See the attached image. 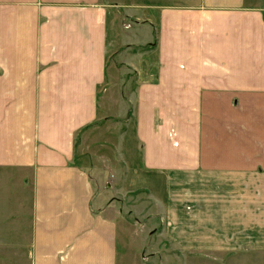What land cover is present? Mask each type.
Segmentation results:
<instances>
[{
  "label": "crops",
  "instance_id": "1",
  "mask_svg": "<svg viewBox=\"0 0 264 264\" xmlns=\"http://www.w3.org/2000/svg\"><path fill=\"white\" fill-rule=\"evenodd\" d=\"M129 1L0 0V225L29 264H119L171 176L185 241L264 264V0Z\"/></svg>",
  "mask_w": 264,
  "mask_h": 264
},
{
  "label": "rangeland",
  "instance_id": "2",
  "mask_svg": "<svg viewBox=\"0 0 264 264\" xmlns=\"http://www.w3.org/2000/svg\"><path fill=\"white\" fill-rule=\"evenodd\" d=\"M107 4L119 7L117 11H119L122 17L125 16L124 13H131L130 9L126 8L127 5H129V8L137 10L141 7V3H137V7L135 2H130L129 0H121L119 2L118 0H107ZM126 18L123 17L124 21L127 23L132 22L129 17ZM121 77L122 81L128 78V73L124 68H122ZM126 84L129 85V82L126 81L125 85ZM125 85L122 84V94L126 92ZM110 99V106L113 108L115 99L112 98V94ZM127 102L128 101H125V99H122V103L119 105H121L124 110H128ZM111 111L112 114L107 122L120 121L123 129L131 116L130 110L124 111L121 114L116 112L114 108L111 109ZM93 140L95 141L96 137H94ZM84 152L85 151H83V153L79 152L77 155V162L87 165L86 159L93 156L87 152L84 154ZM96 164L98 167H102L101 163ZM92 165L93 163L91 162V165L89 166L88 164L87 168L90 167L89 172L93 175L92 180L96 190L95 199L105 197L106 207L113 199L114 195L113 193L109 195L106 194V183L112 182V180L108 178V174H104L103 177H98L93 173ZM169 178V188L165 191V221L163 219L162 202L156 199L151 200V198H146L141 203V211L139 210L136 213L133 211L127 212L126 210L124 218L122 219V248L119 264H262L261 258L258 259L257 256L246 258L244 255L239 254V252L221 255V253L216 251L210 252L208 250L202 252L200 249L196 251L192 246L193 241H189L190 236L188 233H186L185 241L183 237L184 231L183 228H179L177 217L179 202L181 203L186 193H183V190L180 192L176 177L170 176ZM0 182H2V180H0ZM95 204H97V201H95ZM131 204L132 203L128 200H125L122 206H129ZM14 230V226L0 225V264H29L28 258L17 256L18 242L17 238L13 236L15 235ZM192 232L193 228L190 232L193 237ZM198 235H201V238L203 237L201 233H198ZM201 245L204 247V243ZM13 249H15V251Z\"/></svg>",
  "mask_w": 264,
  "mask_h": 264
}]
</instances>
